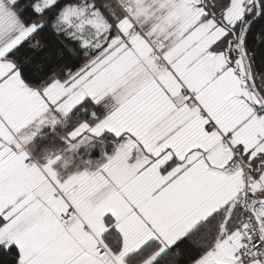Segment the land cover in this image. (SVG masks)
Wrapping results in <instances>:
<instances>
[{
	"label": "snow or ice",
	"instance_id": "obj_1",
	"mask_svg": "<svg viewBox=\"0 0 264 264\" xmlns=\"http://www.w3.org/2000/svg\"><path fill=\"white\" fill-rule=\"evenodd\" d=\"M0 264H264V0H0Z\"/></svg>",
	"mask_w": 264,
	"mask_h": 264
},
{
	"label": "trees",
	"instance_id": "obj_2",
	"mask_svg": "<svg viewBox=\"0 0 264 264\" xmlns=\"http://www.w3.org/2000/svg\"><path fill=\"white\" fill-rule=\"evenodd\" d=\"M26 83L29 84V86H32V84L34 83V81L31 80V78H26ZM99 111L103 112V109H99ZM70 129H61V128H57V130L54 132L53 130L49 129L46 130L44 132H42L36 139L35 143L38 146V148H42L44 146H48V145H59L60 144V140H59V136L63 135L64 133H66L67 131H69ZM103 143L102 144H98L97 147L92 151L91 156L90 157H86V158H91V159H97L99 158V148L103 147L105 148V150L107 151H111L113 145L111 144V140H112V134L105 132L104 136L101 138ZM84 149H81V152L83 153Z\"/></svg>",
	"mask_w": 264,
	"mask_h": 264
},
{
	"label": "crops",
	"instance_id": "obj_3",
	"mask_svg": "<svg viewBox=\"0 0 264 264\" xmlns=\"http://www.w3.org/2000/svg\"><path fill=\"white\" fill-rule=\"evenodd\" d=\"M49 129H51V128H44V129L39 133V135H40L42 132H44V131H46V130H49ZM51 130H52V129H51ZM39 135H38V136H39ZM38 136H37V137H38ZM36 139H37V138H36Z\"/></svg>",
	"mask_w": 264,
	"mask_h": 264
}]
</instances>
